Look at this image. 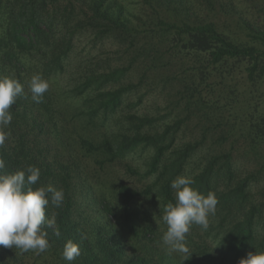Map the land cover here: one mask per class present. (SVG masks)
<instances>
[{
    "label": "trees",
    "instance_id": "obj_1",
    "mask_svg": "<svg viewBox=\"0 0 264 264\" xmlns=\"http://www.w3.org/2000/svg\"><path fill=\"white\" fill-rule=\"evenodd\" d=\"M202 2L209 21H200L189 0H0V78L19 81L24 91L3 128L10 136L0 146V175L34 166L41 175L33 189L51 185L65 193L60 207L46 208V217L56 214V224L44 226L50 248L37 253L0 246V264H70L63 258L69 240L81 252L71 264H164L128 248L162 244L165 207L176 203L171 183L181 176L218 199L207 230L193 225L187 234L184 264H239L250 252H264V191L254 200L250 190L264 179V27L232 20L212 0ZM219 14L225 18L217 23ZM82 35L93 47L111 41L126 53L127 65L97 55L79 59ZM138 61L145 73L139 85L165 67L163 77L176 83L179 119L162 131L157 119L130 114L136 104L125 107L138 88L125 78ZM68 72L72 87L62 92L58 79ZM33 75L49 83L40 103L32 100ZM66 112L84 124L78 137L65 123ZM194 121L200 140L178 147L179 131ZM92 130L103 132L102 139H91ZM140 150H151L144 173L129 163L126 169L147 184H115L110 199L95 197L100 217L92 218L79 200L84 191L92 195L87 173L98 177ZM199 151L204 156L196 161ZM86 158L95 173L81 172ZM243 159L258 162L257 175L238 176L235 165Z\"/></svg>",
    "mask_w": 264,
    "mask_h": 264
},
{
    "label": "clouds",
    "instance_id": "obj_2",
    "mask_svg": "<svg viewBox=\"0 0 264 264\" xmlns=\"http://www.w3.org/2000/svg\"><path fill=\"white\" fill-rule=\"evenodd\" d=\"M32 100L40 103L49 89V83L40 75H33L30 81ZM24 96L22 84L8 77L0 78V146H3L10 133L3 130L12 120L10 107L18 98ZM5 161L0 158V169ZM40 170L29 166L13 174L0 175V246L17 248L24 252L43 253L50 248L44 226L56 224V214L46 217V208L51 203L60 207L65 199L62 189L42 186L33 189L38 182ZM194 181L187 177H177L171 188L175 190L176 203L165 207L162 220L167 230L162 236V244L169 253L176 252L183 256L190 255L186 246V237L193 225L207 230L209 217L215 215L218 199L213 192L207 196L191 187ZM81 255L79 246L69 240L63 250V258L70 262ZM239 264H264V252L248 253Z\"/></svg>",
    "mask_w": 264,
    "mask_h": 264
},
{
    "label": "rangeland",
    "instance_id": "obj_3",
    "mask_svg": "<svg viewBox=\"0 0 264 264\" xmlns=\"http://www.w3.org/2000/svg\"><path fill=\"white\" fill-rule=\"evenodd\" d=\"M190 5H195L199 11V19L200 21H209L213 17L208 16V11L204 6L203 0H189ZM218 6L225 8V10L229 11L232 15V20H238V17L243 18V20L247 19L252 22L259 23L260 26L264 27V0H212ZM194 10V9H193ZM192 10V11H193ZM135 15H138L139 12L136 10ZM192 13V12H191ZM220 15V14H219ZM193 17V16H192ZM195 14L194 17L195 18ZM224 17L221 18V15L216 17V22H222ZM227 18V16H226ZM202 19V20H201ZM77 51H81L83 53L79 54V59L83 61H87L92 59L93 56L97 55L100 58H110L113 61L114 65L117 64H125L127 60V55L122 54V49L118 46H115L111 41L109 43L104 44V46H96L93 47L90 38L87 35H82L77 39ZM83 49H85L83 51ZM167 63V61H165ZM169 72L168 67L163 68L162 71L158 70L156 73L149 72L151 75L147 78L142 84L139 85L140 79L144 73V66L141 65L140 61L135 63L131 70L127 73V77L125 80L133 82L134 85H138V88L134 90V92L126 98L125 107L136 104L135 108H128L130 114L137 113L140 116H150L155 118L156 126L159 131H162L167 125H172L178 118L179 110L175 109L176 103L178 104V96L176 95L177 86L173 80H167L163 75H167ZM71 72L60 77L58 79V85H62L59 90L66 91L71 89L72 81H71ZM60 91V92H61ZM140 99L139 105L137 104ZM75 100V101H74ZM69 101V100H68ZM71 101V100H70ZM73 102L77 105L79 103L78 100L73 99ZM75 107V106H74ZM69 111V110H67ZM68 112H66L64 120L66 119V124L70 125V131L74 133L77 137L82 133L83 122L80 120H74L73 118H67ZM181 120V119H180ZM79 121V122H78ZM114 129L115 126L113 125ZM116 130V129H115ZM200 131L197 121L184 124L183 128L179 131L177 135V146L182 147L188 143H193L195 141L200 140ZM98 130H92L88 132V136L95 141H99L102 139V135ZM176 147V145H175ZM73 154L77 157L79 156V149L74 145V148L71 149ZM78 152V153H77ZM199 154L196 156L195 160L198 161L199 158L202 159L203 151H199ZM151 156V150L141 151L138 154H135L128 160L124 162H119L114 164L113 166H109V168L101 171L98 174V177H91L87 172L95 173L92 168H96L90 158H86L82 161L87 162V168L80 169L81 172L84 171L87 173L88 177V187L93 188L92 195H87L86 191L82 192L79 197L80 202L85 206L89 207V214L92 218L96 219L100 217L99 215V206L95 205L94 199L95 197L101 195L106 196L110 199L115 190L114 185L117 183H125L131 187L140 189L147 181L138 176H134L130 174L126 169V164L134 168L140 170V173L143 174L146 169V164L149 161ZM237 161L236 167L238 171V176L241 178L257 175L259 171L258 162L254 160H245ZM241 161V162H240ZM198 163V162H197ZM195 161L191 163L189 166L191 171L194 169ZM194 166V167H193ZM252 192L253 199H261L262 193L264 191V179L261 177V180L256 182V184L252 185L250 188ZM83 206V208H84ZM97 206V207H95ZM215 245V244H214ZM214 247V246H213ZM136 250V251H135ZM139 250H142V254L149 255L150 258L159 262L162 261L164 264H184L185 257L182 254L171 252L167 250L163 244L160 246L150 245L148 247H140L138 245H131L128 248L130 254L133 252L139 253ZM218 250L216 251V253ZM216 253L214 256H216ZM213 256V258H214Z\"/></svg>",
    "mask_w": 264,
    "mask_h": 264
}]
</instances>
